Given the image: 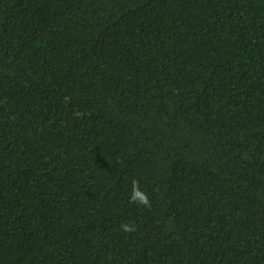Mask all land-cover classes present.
<instances>
[{
	"label": "trees",
	"instance_id": "trees-1",
	"mask_svg": "<svg viewBox=\"0 0 264 264\" xmlns=\"http://www.w3.org/2000/svg\"><path fill=\"white\" fill-rule=\"evenodd\" d=\"M0 264H264V0H0Z\"/></svg>",
	"mask_w": 264,
	"mask_h": 264
},
{
	"label": "clouds",
	"instance_id": "clouds-1",
	"mask_svg": "<svg viewBox=\"0 0 264 264\" xmlns=\"http://www.w3.org/2000/svg\"><path fill=\"white\" fill-rule=\"evenodd\" d=\"M130 201L132 203L138 204L145 208L151 209L152 203L148 195L140 189L139 181L132 180V193L130 196ZM120 228L127 232L132 233L136 231L135 222H122Z\"/></svg>",
	"mask_w": 264,
	"mask_h": 264
}]
</instances>
